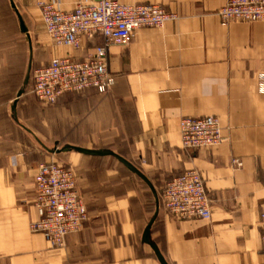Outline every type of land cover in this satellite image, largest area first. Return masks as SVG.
<instances>
[{
    "label": "crops",
    "instance_id": "1",
    "mask_svg": "<svg viewBox=\"0 0 264 264\" xmlns=\"http://www.w3.org/2000/svg\"><path fill=\"white\" fill-rule=\"evenodd\" d=\"M99 1L12 0L30 37L29 65L36 51L40 68L56 56L84 61L103 44L55 47L41 3L69 11ZM115 1L157 5L175 20L109 46L111 90L73 94L81 102L72 123L78 138L51 150L26 121L33 108L21 107L22 96L13 106L19 91L12 97L0 88V264H160L156 252L166 264H264V94L256 81L264 23L222 24L216 12L225 0ZM4 2L13 35H23ZM204 116L219 119L223 142L181 150L179 120ZM49 161L73 172L88 214L63 247L30 229L38 219L36 169ZM192 169L203 177L211 218L178 221L164 211L162 190Z\"/></svg>",
    "mask_w": 264,
    "mask_h": 264
},
{
    "label": "built area",
    "instance_id": "2",
    "mask_svg": "<svg viewBox=\"0 0 264 264\" xmlns=\"http://www.w3.org/2000/svg\"><path fill=\"white\" fill-rule=\"evenodd\" d=\"M39 12L44 31L57 48L78 51L85 40H103L84 61L56 56L33 72L32 95L46 106L55 105L67 94L90 90L100 95L108 93L115 82L107 68L109 46L124 45L141 29H160L175 20L174 14L160 6L122 4L115 0L79 4L69 11L59 10L54 3H41ZM216 15L222 24L264 23V0H225ZM256 81L259 93L264 94V73L257 75ZM178 133L180 149L185 152L211 149L224 140L219 119L213 116L183 117L178 123ZM36 179L33 206L38 219L30 229L41 234L50 245L63 247L65 238L78 232L88 220L75 176L65 166L49 161L38 165ZM161 204L178 221L211 218L204 180L195 169L165 183Z\"/></svg>",
    "mask_w": 264,
    "mask_h": 264
},
{
    "label": "rangeland",
    "instance_id": "3",
    "mask_svg": "<svg viewBox=\"0 0 264 264\" xmlns=\"http://www.w3.org/2000/svg\"><path fill=\"white\" fill-rule=\"evenodd\" d=\"M12 24L8 17L7 5L0 0V88L13 96L22 91L21 107L33 108L25 116L27 123L46 140V145L51 150L55 145H63L81 135L79 130L72 127L75 114H79L77 103L80 102L78 95H64L55 105L46 106L41 104L32 95V76L38 68V52H34L32 65L28 63L27 39L24 35H13ZM11 40V41H9ZM12 43V54L6 50ZM7 64L9 66L4 67ZM92 107V106H91ZM88 107L85 111L90 108ZM38 110V111H37ZM84 111V112H85ZM32 113V114H31ZM31 114V115H29ZM83 117V116H82ZM53 148V149H52Z\"/></svg>",
    "mask_w": 264,
    "mask_h": 264
},
{
    "label": "water",
    "instance_id": "4",
    "mask_svg": "<svg viewBox=\"0 0 264 264\" xmlns=\"http://www.w3.org/2000/svg\"><path fill=\"white\" fill-rule=\"evenodd\" d=\"M9 3H10V7H11V9L14 11V13H15V15H16V17H17V20H18V23H19V29H20V32H21L23 35H25V37L27 38L28 42H30V37H29V35H28V33H27V29H26V27H25V25H24V22H23V20H22V18H21V16H20V14L18 13V11H17L15 5L13 4L12 0H9ZM22 94H23L22 91H19V92L17 93V95H16V99L14 100V103H13V106H16V104H17L19 98L22 96ZM68 149H75V150H77V151H81V152L83 151V150H81V149H78V148H71V147L68 148ZM156 255H157V259H158V261H159L160 264H166V262L163 260V258H162L157 252H156Z\"/></svg>",
    "mask_w": 264,
    "mask_h": 264
}]
</instances>
